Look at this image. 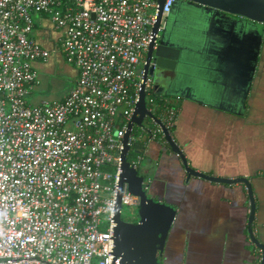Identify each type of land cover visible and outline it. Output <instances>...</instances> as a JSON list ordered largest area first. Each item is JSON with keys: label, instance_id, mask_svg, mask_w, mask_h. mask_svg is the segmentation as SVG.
I'll return each mask as SVG.
<instances>
[{"label": "built area", "instance_id": "obj_1", "mask_svg": "<svg viewBox=\"0 0 264 264\" xmlns=\"http://www.w3.org/2000/svg\"><path fill=\"white\" fill-rule=\"evenodd\" d=\"M175 1L164 0L162 19ZM158 8V0H0V264H118L123 138ZM36 16L59 32L54 49L31 37ZM54 54L77 70L74 86L62 101L32 104L36 66ZM164 115L169 130L178 108ZM152 139H164L158 127ZM121 206L136 218L139 198L126 184Z\"/></svg>", "mask_w": 264, "mask_h": 264}, {"label": "crops", "instance_id": "obj_2", "mask_svg": "<svg viewBox=\"0 0 264 264\" xmlns=\"http://www.w3.org/2000/svg\"><path fill=\"white\" fill-rule=\"evenodd\" d=\"M202 13L193 39L178 46L181 52L174 70L158 80L163 82L159 87L167 101L178 108L169 131L189 167L210 176L250 181L256 206L253 232L264 240V30ZM34 20L31 37L42 46L52 42L50 49H54L59 32L45 18ZM257 33L261 37L257 63L250 72L251 43ZM57 58L54 54L48 62ZM44 64L36 66L38 86ZM73 72L74 82L77 71ZM70 90L55 100L36 103L37 98L30 97L31 102H59ZM149 138L140 145L139 152L145 151L140 173L150 196L177 211L162 261L258 264L247 234L250 206L245 186L187 177L180 158L166 142Z\"/></svg>", "mask_w": 264, "mask_h": 264}, {"label": "water", "instance_id": "obj_3", "mask_svg": "<svg viewBox=\"0 0 264 264\" xmlns=\"http://www.w3.org/2000/svg\"><path fill=\"white\" fill-rule=\"evenodd\" d=\"M179 1L190 2L200 6L206 15L211 14L210 16L216 15L234 22H242L250 27L260 26L264 30V0ZM163 2L164 0H158L157 19L152 28V39L145 55L143 82L138 102L123 138L118 191L115 199L116 210L113 218L114 260H117L118 264H166L162 259L160 260V257L164 254L166 241L175 222L177 211L167 203L157 201L150 196L145 177L140 173L139 168H134L130 165L127 158L129 152L134 149L133 145H128L129 140L133 139L134 146L137 145L139 147L143 139L151 135L152 129L158 127L164 136L166 144L180 158L187 177L193 176L219 184H243L245 186L250 206L247 234L250 244L257 251L258 264H264V240L260 235L254 234L252 227L256 206L250 181L245 177L220 178L210 176L189 167L185 156L173 140L170 131L155 116V110L152 108L154 101H151V104L148 101V93L153 92L159 86L158 80L160 77H166L167 72L174 70L181 52V48L166 42L164 39L165 28L161 29ZM169 17L170 14L165 17V23H167ZM257 34L258 38L251 43L253 55L250 63V72L254 70L257 63V53L261 40L260 33ZM146 82L150 83V89H146ZM145 120H148L149 124H145ZM149 125L151 126L150 129ZM124 184L127 186L128 194L139 198L136 222L133 223L123 220L121 216V193Z\"/></svg>", "mask_w": 264, "mask_h": 264}, {"label": "rangeland", "instance_id": "obj_4", "mask_svg": "<svg viewBox=\"0 0 264 264\" xmlns=\"http://www.w3.org/2000/svg\"><path fill=\"white\" fill-rule=\"evenodd\" d=\"M165 18L163 19L161 23V29L165 27ZM48 27V24H46ZM47 27H44L47 29ZM44 34H48V30L43 31ZM53 36V40L55 38L54 33L51 34ZM53 43L47 42L45 47H48L49 49L52 47ZM58 58L56 60H52L51 62H48L47 64L43 65V68L39 70V80H41L39 86L37 85L34 89V91L29 95L30 97H36V103L37 101L42 100H55L54 98L62 97L66 94V92L71 89L74 86V82L72 81V78L74 75H72L73 71H77L75 68H73L71 65H67L63 56L61 54H57ZM74 73V72H73ZM44 79L48 81H44ZM62 83L63 86H60ZM29 102L31 101V98L28 99ZM135 131V130H134ZM134 134V132H133ZM136 153L134 150H131L128 155L129 160H136ZM139 167V166H138ZM141 173L143 171L141 170ZM130 213V211L126 207H122V213L121 216L123 220L128 221H135V218H129L126 214Z\"/></svg>", "mask_w": 264, "mask_h": 264}, {"label": "flooded vegetation", "instance_id": "obj_5", "mask_svg": "<svg viewBox=\"0 0 264 264\" xmlns=\"http://www.w3.org/2000/svg\"><path fill=\"white\" fill-rule=\"evenodd\" d=\"M202 10L203 9L200 6L194 3L182 2V1L176 0L170 12L169 20L165 24V27H164L165 28L164 29L165 41L171 44H175L179 47L185 46V42L187 38L189 39L190 37L193 39V37L196 34V29H194V27L198 26V23L201 21L203 17ZM179 20L181 21L179 22ZM177 22H178V25H177ZM144 60H145V57H144ZM164 78L165 76L160 77V79H164ZM161 83L163 82L161 81L159 84ZM163 94L165 93L162 92L161 87L158 86L153 92L148 93V96H147L148 101L161 100L165 96ZM148 122H149L148 120L144 121L145 124L146 123L149 124ZM150 127L151 126L149 125V129ZM127 222L133 223L135 221L131 222L127 220Z\"/></svg>", "mask_w": 264, "mask_h": 264}, {"label": "trees", "instance_id": "obj_6", "mask_svg": "<svg viewBox=\"0 0 264 264\" xmlns=\"http://www.w3.org/2000/svg\"><path fill=\"white\" fill-rule=\"evenodd\" d=\"M154 104L158 105V107L155 109V116L157 118H160L161 116H163L165 114V110L166 108H177L176 106H174L173 104H171L170 102L167 101L166 96H164V98H162L161 100H156L154 101ZM173 127L169 128L170 131H172ZM164 141V139L162 140ZM166 144V143H165ZM133 145V150L136 151L135 153L138 154V151H140V146L138 147L137 145L134 146ZM142 148V147H141ZM162 258L160 257V260Z\"/></svg>", "mask_w": 264, "mask_h": 264}]
</instances>
